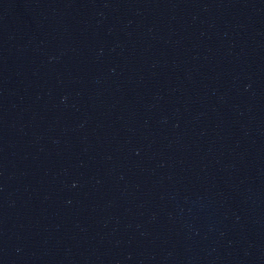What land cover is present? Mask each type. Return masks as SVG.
<instances>
[{"label":"water","instance_id":"1","mask_svg":"<svg viewBox=\"0 0 264 264\" xmlns=\"http://www.w3.org/2000/svg\"><path fill=\"white\" fill-rule=\"evenodd\" d=\"M0 264H264V0H0Z\"/></svg>","mask_w":264,"mask_h":264}]
</instances>
